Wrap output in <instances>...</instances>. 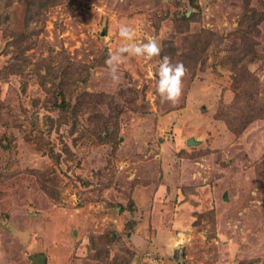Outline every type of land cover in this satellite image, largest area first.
<instances>
[{
  "label": "rangeland",
  "instance_id": "rangeland-1",
  "mask_svg": "<svg viewBox=\"0 0 264 264\" xmlns=\"http://www.w3.org/2000/svg\"><path fill=\"white\" fill-rule=\"evenodd\" d=\"M121 24L162 52L117 89ZM240 262L264 264V0H0V264Z\"/></svg>",
  "mask_w": 264,
  "mask_h": 264
},
{
  "label": "clouds",
  "instance_id": "clouds-1",
  "mask_svg": "<svg viewBox=\"0 0 264 264\" xmlns=\"http://www.w3.org/2000/svg\"><path fill=\"white\" fill-rule=\"evenodd\" d=\"M118 35L122 42L114 52L109 53L105 61L110 80L117 89L122 80L121 65L128 62L129 58L151 61L160 57L162 52V45L155 38H149L147 42H137L135 29L127 24L119 26ZM187 74L188 69L182 62L173 63L167 55L159 59L158 72L149 73L153 78L158 77L156 92L159 98L173 105L181 99Z\"/></svg>",
  "mask_w": 264,
  "mask_h": 264
},
{
  "label": "trees",
  "instance_id": "trees-1",
  "mask_svg": "<svg viewBox=\"0 0 264 264\" xmlns=\"http://www.w3.org/2000/svg\"><path fill=\"white\" fill-rule=\"evenodd\" d=\"M253 13L255 14V12H253ZM254 14L252 15L251 18L248 17L246 20L242 21V22H244V24L246 26V28H245L246 30H250V29H252L256 25V23H254L253 21H256V22H259L260 21V17L255 18L256 15H254ZM239 30H240V33H243V31H244V30H241V29H239ZM239 264H249V263L240 262ZM250 264H252V263H250Z\"/></svg>",
  "mask_w": 264,
  "mask_h": 264
},
{
  "label": "water",
  "instance_id": "water-1",
  "mask_svg": "<svg viewBox=\"0 0 264 264\" xmlns=\"http://www.w3.org/2000/svg\"><path fill=\"white\" fill-rule=\"evenodd\" d=\"M187 145H196V143L193 141V139H188Z\"/></svg>",
  "mask_w": 264,
  "mask_h": 264
}]
</instances>
